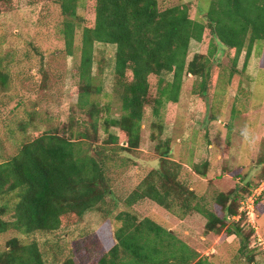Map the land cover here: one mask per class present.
<instances>
[{
    "label": "rangeland",
    "instance_id": "1",
    "mask_svg": "<svg viewBox=\"0 0 264 264\" xmlns=\"http://www.w3.org/2000/svg\"><path fill=\"white\" fill-rule=\"evenodd\" d=\"M158 3L161 8L187 4L191 18L199 19V9H206L209 0ZM93 4L94 0H79L77 7L78 15L89 23ZM0 9V76L5 77L4 82L0 78L2 161L17 151L22 140L67 121L69 113L75 129L83 131L89 116L86 109L75 107L81 26L69 56L61 32L65 18L54 2L1 0ZM216 43L217 51L208 62L204 93L200 91V77L183 75L178 102L166 103L159 118L152 115L151 105L144 106L140 143L133 156L126 158L124 151L115 156L116 161L106 160L117 201L107 196L65 230L30 236L15 230L0 233V251L11 237L34 239L46 264H61L69 258L74 264H97L98 255L113 244L112 232L121 224L114 216L132 209L138 216L149 217L171 230L195 250L198 256L191 264L198 260L200 264H264V41L253 43L246 61L245 49L235 59L232 52ZM206 51L203 42L191 40L187 60ZM114 52L113 44L94 43L91 82L102 88L92 98L104 107V117L116 118L122 109L113 91ZM163 79L171 80L172 74L164 73ZM148 81L151 99L157 95L159 76L151 74ZM157 120L162 122L161 132L153 126ZM21 124H25L24 130ZM109 130L123 142L118 126L110 125ZM98 135L100 146L107 137L102 126ZM166 138L171 147L168 159L178 164L177 179L193 190L194 201L222 215L216 199L220 194L232 198L236 214L227 217L220 232L208 230L202 214L183 213L179 204L169 210L149 199L131 208L123 202L151 169L157 155L155 146ZM194 164L205 176L195 171ZM227 224L240 225L241 235L227 234ZM243 237L248 242L244 253L240 248Z\"/></svg>",
    "mask_w": 264,
    "mask_h": 264
},
{
    "label": "trees",
    "instance_id": "2",
    "mask_svg": "<svg viewBox=\"0 0 264 264\" xmlns=\"http://www.w3.org/2000/svg\"><path fill=\"white\" fill-rule=\"evenodd\" d=\"M51 1L65 18L61 32L69 56L81 26L75 107L87 110L88 127L85 131L75 129L69 113L67 121L22 140L14 154L0 161V233L15 230L30 236L65 230L107 196L117 201L111 191L106 160L116 161L115 156L124 151L126 158L133 156L140 143L144 106L151 105L152 115L159 118L166 103L178 102L185 74L200 77V91L204 93L208 62L217 51L216 40L235 59L245 49V61L253 43L264 41V0H209L206 9H199V19L191 18L187 4L161 8L158 0H94L91 23L78 15L79 0ZM191 40L203 42L207 51L197 52L187 60ZM95 42L115 45L113 91L122 109L116 118L104 117V107L92 98L102 92L91 82ZM164 73H171L172 79L164 81ZM151 74L159 76V84L157 95L150 99ZM0 78L4 82L5 77ZM157 121L153 126L161 132L162 122ZM110 125L118 126L122 143L118 134L110 132ZM24 126L21 124L23 130ZM100 126L107 134L101 147ZM155 149L151 169L126 196L125 205L131 208L149 199L172 210L179 204L183 213L202 214L207 220L205 227L220 232L227 217L236 214L232 198L220 194L216 199L222 215L206 209L194 201L193 190L177 179L178 164L168 159L169 139L159 141ZM193 167L205 176L198 165ZM130 210L114 216L121 224L113 230V244L98 255L97 264H191L198 256L171 230ZM239 226L227 224L225 231L239 234ZM247 245L243 237L242 253ZM197 262L200 264V260ZM0 264L46 263L34 239L11 237L0 251ZM61 264L74 262L69 258Z\"/></svg>",
    "mask_w": 264,
    "mask_h": 264
},
{
    "label": "built area",
    "instance_id": "3",
    "mask_svg": "<svg viewBox=\"0 0 264 264\" xmlns=\"http://www.w3.org/2000/svg\"><path fill=\"white\" fill-rule=\"evenodd\" d=\"M257 240H258V241H260V238L258 237V239H257ZM258 241H257V242H258Z\"/></svg>",
    "mask_w": 264,
    "mask_h": 264
}]
</instances>
